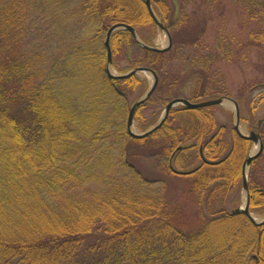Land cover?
<instances>
[{
  "label": "trees",
  "instance_id": "1",
  "mask_svg": "<svg viewBox=\"0 0 264 264\" xmlns=\"http://www.w3.org/2000/svg\"><path fill=\"white\" fill-rule=\"evenodd\" d=\"M153 5L172 47L144 48L117 30L113 67L115 53L135 46L134 66L120 71H156L148 101L160 94L165 109L177 97L214 98L197 55L186 70L174 65V46L195 42L201 27L174 22L163 0ZM117 22L150 44L139 27L159 29L144 0H0V264H264V224L227 201L252 140L219 124L217 105H177L154 133L129 135L142 93L129 101L138 74H106ZM248 179L250 210L264 213V148Z\"/></svg>",
  "mask_w": 264,
  "mask_h": 264
},
{
  "label": "rangeland",
  "instance_id": "2",
  "mask_svg": "<svg viewBox=\"0 0 264 264\" xmlns=\"http://www.w3.org/2000/svg\"><path fill=\"white\" fill-rule=\"evenodd\" d=\"M153 1L155 3L158 0ZM163 1L172 9L170 16L174 22L176 20L179 23L183 22L182 26L185 28L202 29L195 42L181 45L179 48H176L178 45L174 46L173 54L176 56L174 65L178 67V71L192 66L191 59L197 55V61L200 60L202 63L197 66L200 69L203 64L208 66L205 70L208 83L206 85L214 89V97L229 96L238 102L241 110L240 128L244 133H248L261 119L259 132L264 141V38L260 42L264 35V0ZM139 32L154 44L164 45L167 42L165 33L156 27H139ZM127 51L124 49L122 53H115L114 64L119 71L113 68L114 73L134 66L131 56L136 57L135 46L132 47L131 54ZM137 77L139 81L135 88L129 91L130 102L136 99L139 93L143 94L144 89L149 87L153 80L152 75L146 72H140ZM160 97V94H155L139 109L133 126L137 132L144 131L148 125L156 119L158 121L162 116L164 107ZM212 110L219 124H226L229 129L233 128L235 109L232 103L213 106ZM257 148L258 145L253 141L249 143L246 157ZM144 160L140 167L151 172L155 168L154 162ZM242 183L241 176L239 186L232 189L227 197V201H235L234 204H228L229 210L243 206L246 201ZM180 185L187 186V180L183 179ZM192 201L209 200L204 196L201 200ZM253 214L258 220L264 218L263 212L255 211Z\"/></svg>",
  "mask_w": 264,
  "mask_h": 264
},
{
  "label": "water",
  "instance_id": "3",
  "mask_svg": "<svg viewBox=\"0 0 264 264\" xmlns=\"http://www.w3.org/2000/svg\"><path fill=\"white\" fill-rule=\"evenodd\" d=\"M145 1V5L146 8L150 14V16L153 18V20L156 22V24L158 25L159 28H161L166 36H167V43L165 46L163 47H158L155 46L153 44L147 43L145 41H143L141 39V37L139 36L136 28L129 24V23H125V22H117L114 23L107 31V37L105 40V47H106V51H107V63H106V74L108 75V77L110 78H129L133 75H136L140 72H146L152 75V83L149 86V88L144 92L143 95H141L131 106L130 111H129V115L127 118V129H128V133L129 135H131L132 137H136V138H142L145 136H148L152 133H154L156 130H158L166 121V119L168 118L172 108H174L176 105L179 104H183L185 105L187 108H201V107H205V106H211V105H223L225 103H232L234 105L235 108V121L233 124V128L236 131V133L245 138V139H249L254 141V143H256L258 145V148L256 149L255 152L251 153L250 155H248L243 163V189L246 192V201L244 202L243 206L241 207H236L234 209H232L231 213L232 214H245L254 224L256 225H263L264 224V218L261 220H258L254 214L250 211V193H249V186H248V171H249V167L251 165V163L260 156L263 148H264V143L262 140V137L260 135V133L255 129L252 128L248 133H244L241 128H240V107L238 102L229 97V96H219V97H214V98H210V99H206V100H201V101H191L187 98L184 97H177L172 99L171 101H169L165 107V110L162 114V116L160 117V119L157 121V123H155L154 125L150 126L148 129H146L145 131L142 132H137L134 129V116L137 112V110L144 104L146 103V101L151 97V95L153 94V92L155 91L157 85H158V81H159V77L158 74L156 73V71L150 67L147 66H136L131 68L129 71H127L126 73L123 74H116L114 73L112 70L113 69V53H112V48H111V37L113 32L120 30V29H127L129 30L133 37L136 39L137 43L139 45H141L144 48H148L151 50H155V51H167L172 47V37L170 34V31L167 27V25L165 23L162 22V20L160 19V17L157 15L156 11L154 10L153 4H152V0H144ZM261 119L259 120L258 124H261ZM180 172V171H179Z\"/></svg>",
  "mask_w": 264,
  "mask_h": 264
}]
</instances>
